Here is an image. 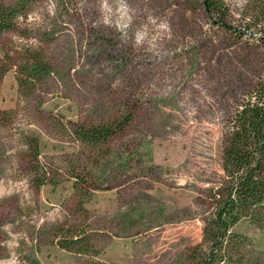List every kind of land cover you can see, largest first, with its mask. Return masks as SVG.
I'll return each mask as SVG.
<instances>
[{
	"label": "rangeland",
	"instance_id": "obj_1",
	"mask_svg": "<svg viewBox=\"0 0 264 264\" xmlns=\"http://www.w3.org/2000/svg\"><path fill=\"white\" fill-rule=\"evenodd\" d=\"M22 1L0 0V264H192L264 80V0ZM233 231L264 264V222Z\"/></svg>",
	"mask_w": 264,
	"mask_h": 264
},
{
	"label": "trees",
	"instance_id": "obj_2",
	"mask_svg": "<svg viewBox=\"0 0 264 264\" xmlns=\"http://www.w3.org/2000/svg\"><path fill=\"white\" fill-rule=\"evenodd\" d=\"M26 2L20 3L22 8ZM208 9L220 16L215 4H208ZM7 28V20L0 15V35ZM128 122L126 118L87 127L78 130V135L85 143L97 145L107 142ZM222 143L226 181L218 191L214 212L205 229L206 244L193 253L192 264H243L248 238L233 228L243 218L257 226L264 222V80L255 83L231 114ZM29 145H35L33 154L37 158V144L30 141Z\"/></svg>",
	"mask_w": 264,
	"mask_h": 264
}]
</instances>
